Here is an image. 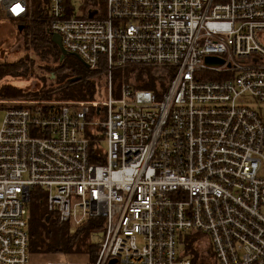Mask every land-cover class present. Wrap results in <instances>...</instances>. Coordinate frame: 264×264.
Listing matches in <instances>:
<instances>
[{
	"label": "built area",
	"instance_id": "2783aa9c",
	"mask_svg": "<svg viewBox=\"0 0 264 264\" xmlns=\"http://www.w3.org/2000/svg\"><path fill=\"white\" fill-rule=\"evenodd\" d=\"M48 9L50 31L105 74L107 90L63 101L0 95V264L31 262L36 186L71 233L103 217L86 264H264V0H49ZM28 10V0H0V14ZM144 67L166 77L117 86V71L147 79ZM196 231L206 236L190 251Z\"/></svg>",
	"mask_w": 264,
	"mask_h": 264
},
{
	"label": "trees",
	"instance_id": "16d2710c",
	"mask_svg": "<svg viewBox=\"0 0 264 264\" xmlns=\"http://www.w3.org/2000/svg\"><path fill=\"white\" fill-rule=\"evenodd\" d=\"M29 1V10L23 17H9L19 29L25 31L26 44L43 52L51 53L55 64L48 65V68L55 71L59 84L62 88V98L89 99L102 93L100 83L96 79L87 78L89 67L73 53L67 54L61 59V48L52 39V32L49 28L50 13L49 0ZM140 70L148 72V78L143 75L139 77L141 82L138 86L155 88L157 78H165L162 72L153 67H144ZM32 71L27 57H19L16 60H0V95L21 96L26 94L16 80H24ZM122 71H117L116 79L122 80ZM80 76L77 81H70L73 76ZM118 81V84L120 83ZM101 216L88 218L74 233L70 232V223L61 222L56 212L48 209L47 193L36 186L31 190L29 202V250L32 255L50 253H70L84 251L87 253V261L93 262L97 257V246L91 242V231L102 227ZM206 235L200 231L188 235V248L195 251L196 241ZM31 264V262H30Z\"/></svg>",
	"mask_w": 264,
	"mask_h": 264
},
{
	"label": "rangeland",
	"instance_id": "374dc122",
	"mask_svg": "<svg viewBox=\"0 0 264 264\" xmlns=\"http://www.w3.org/2000/svg\"><path fill=\"white\" fill-rule=\"evenodd\" d=\"M32 2V0H30ZM19 57H27L29 64L32 66V71L24 80H16V83L21 85L25 92L24 95L30 96L37 92H50L48 98L55 100H75L74 98H62V88L64 85L59 84L57 74L55 71L48 68V65H54L55 60L51 53L43 52L42 49H36L33 46H28L25 39V31L23 28L19 29L12 20L6 16L5 13L0 14V60H16ZM159 70L155 74L164 72L162 67H153ZM147 72V71H146ZM136 73V74H135ZM148 75V72H147ZM124 80L130 81L135 85H139L141 82L139 77V71L134 72L132 69H126L122 71ZM87 78L96 79L101 86L99 89L106 92V77L104 73L93 70L89 67L86 74ZM123 80V81H124ZM118 78L116 79L117 86ZM22 95V96H24ZM80 100V99H76ZM6 109L0 106V128L2 126ZM97 246V245H96ZM98 249V247H97ZM59 262L61 264H74L73 262L81 261L83 264L87 263V253L84 251L70 252V253H50L32 255L31 264H47V261ZM124 264H129L125 262Z\"/></svg>",
	"mask_w": 264,
	"mask_h": 264
},
{
	"label": "water",
	"instance_id": "95a60500",
	"mask_svg": "<svg viewBox=\"0 0 264 264\" xmlns=\"http://www.w3.org/2000/svg\"><path fill=\"white\" fill-rule=\"evenodd\" d=\"M52 39L60 46L61 48V59H63L67 54H70V52L64 47L63 43H62V38H61V35L58 33V32H53L52 33ZM87 66L88 64L78 55L76 54ZM214 59H216L218 62H221L222 59L220 58H217V57H214V56H207V60L208 61H213ZM80 79V76L77 75V76H73L70 78V81H77ZM97 236L98 235H101V233L99 234H96Z\"/></svg>",
	"mask_w": 264,
	"mask_h": 264
},
{
	"label": "crops",
	"instance_id": "0c3cea01",
	"mask_svg": "<svg viewBox=\"0 0 264 264\" xmlns=\"http://www.w3.org/2000/svg\"><path fill=\"white\" fill-rule=\"evenodd\" d=\"M6 16H7V17H10V16H8L7 14H6Z\"/></svg>",
	"mask_w": 264,
	"mask_h": 264
},
{
	"label": "bare ground",
	"instance_id": "6f19581e",
	"mask_svg": "<svg viewBox=\"0 0 264 264\" xmlns=\"http://www.w3.org/2000/svg\"><path fill=\"white\" fill-rule=\"evenodd\" d=\"M74 55V54H73ZM82 61V60H81ZM84 63V62H83ZM85 64V63H84ZM86 65V64H85Z\"/></svg>",
	"mask_w": 264,
	"mask_h": 264
}]
</instances>
